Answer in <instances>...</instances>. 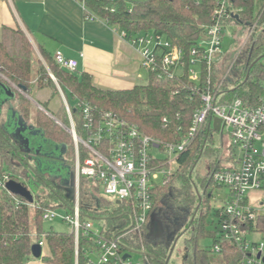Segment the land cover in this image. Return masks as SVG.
<instances>
[{
  "label": "trees",
  "instance_id": "trees-1",
  "mask_svg": "<svg viewBox=\"0 0 264 264\" xmlns=\"http://www.w3.org/2000/svg\"><path fill=\"white\" fill-rule=\"evenodd\" d=\"M86 4L89 12L99 19L120 31H125L129 40L141 34L159 33L178 45L187 60L185 74L174 78H159L148 72V80L144 84H137L131 89L104 90L94 84L91 74L65 70L56 63L54 57L47 54H43L47 63L45 65L41 59L35 57L34 49L22 29L6 27L0 40V81L22 89L16 90L15 105L18 112L28 123L41 129L45 139L66 145L63 158L71 168L75 165L74 138L42 109L37 108L33 113L34 104L28 96H31L34 86L37 89L51 88L53 95L59 96V111H53L48 103H42V106L68 127L71 122L65 101H62L61 90L70 107L68 95L77 103L87 101L101 112L116 113L126 121L136 124L140 131L161 142L179 140L188 131L194 112L202 104L199 93L193 89L195 82L188 78V70L192 65L191 50L207 37V26L211 23L216 0H204L199 4L193 0H86ZM232 6L236 14L226 20V25L231 28L235 24L243 25L252 33L248 47L241 52L235 63L230 65V76L218 92L222 94L221 100L242 98L256 104L264 82V64L261 60L255 62L260 56H264V0H232ZM201 65L200 85H203L207 82L209 71L204 63ZM218 66L219 63L213 66L212 85L220 81ZM48 67L51 68L56 81ZM71 109L77 133L84 137L78 130L83 129L80 108L77 106ZM77 115L80 117L79 124ZM2 134L11 143L5 140ZM81 153L85 157L86 151L83 147ZM220 153L221 149L214 145L213 137L209 138L207 133L197 137L189 148L181 153L178 175H174L167 185L155 190L154 208L149 214L142 235L135 231L128 232L130 234L126 232L132 225L131 209L124 204H113L99 193L98 186L89 187L90 183L85 179L81 185V222L93 220L92 218L97 216L104 218L101 229L103 237L108 240L117 238L118 249L123 256L128 252V248H132L152 253L156 257H144L139 264H165L173 242L169 243L167 238L156 240L149 236L152 213L159 214L161 211L169 232L176 231L180 234L187 230L184 235L189 245V253L185 264H241L242 255L238 248L225 240L217 228L209 229L207 212L210 210L209 201L212 194L205 201V213H199L202 208L199 207V197L195 190L194 166L203 155H207L214 159L209 167L217 168ZM27 159V154L11 140L0 119V174L9 172L12 179L24 184L26 182L20 177L27 178L31 175L34 180L46 186L45 191L35 194L34 207L23 196L10 192L3 185L0 186V264H25L32 255L33 243L40 240L42 235L45 236V248L49 249V254L42 256L46 262L94 264L90 253L99 252L100 245L93 238V231L81 230L76 242L72 229L65 231L45 227L43 213L46 208L63 207L67 212H72L74 203L66 196L61 184L55 182L48 174L38 170V175H35L25 163ZM3 165H6L8 170L4 169ZM177 178L180 179L179 187L173 183ZM203 178L201 182L206 181L208 186L207 178ZM93 193H98L99 196L95 197ZM98 204L102 207L100 210L89 207ZM250 230L261 234L264 240V213L250 224ZM207 235L213 238L210 249L199 245V239ZM216 245L220 246V252L214 251ZM98 264L135 263L129 262L128 258ZM169 264H172V260Z\"/></svg>",
  "mask_w": 264,
  "mask_h": 264
},
{
  "label": "built area",
  "instance_id": "built-area-1",
  "mask_svg": "<svg viewBox=\"0 0 264 264\" xmlns=\"http://www.w3.org/2000/svg\"><path fill=\"white\" fill-rule=\"evenodd\" d=\"M201 3L204 0H193ZM90 20L99 19L89 12L86 0L80 1ZM236 14L232 0H216L211 23L207 26V37L191 50V66L188 78L195 82V89L202 100L201 107L193 114L191 125L179 140L161 142L157 138L140 131L136 124L130 123L112 111H99L87 101H78L82 116L85 137L76 130L72 109L64 93L66 109L71 122V134L75 142V195L73 211H58L46 208L43 213L45 221L60 217L73 230L78 242L81 230L93 231L95 241L100 245L99 263L123 261L117 238L105 239L101 229L93 230V221L81 222V185L82 180L89 181L91 186L102 187L107 198L115 205L124 204L131 209L132 225L126 231L143 234L148 223L149 214L154 208L155 190L170 183L176 175L171 165L179 168L181 153L186 151L193 141L203 134L214 138V132L228 129V141L224 140L220 148L225 149L227 158L218 159V167L204 168L209 183L228 187V201L218 209V231L225 240L234 244L242 255L241 264H264V240H254L257 232L250 230V224L264 213V198L252 195L255 191H264V82L262 93L256 104L235 98L221 100L220 91L223 83L230 76L231 67L212 85L213 66L224 58L222 45L224 33L228 28L226 20ZM127 37L125 31H121ZM130 43L139 50L142 66L150 73L161 78H174L184 75L187 67L183 50L159 33H148L134 36ZM56 63L63 69L77 72L79 61L67 57L62 50L54 55ZM205 64L209 71L207 82L203 85L193 64ZM221 119L220 129L214 128L215 119ZM165 120V118H164ZM207 140H205V144ZM216 145V144H215ZM81 147L86 151L85 157ZM159 149L164 156L157 154ZM238 150V152H236ZM220 165V166H219ZM196 165L194 166V168ZM12 180V174H0V186L6 187ZM96 195V193H95ZM97 196L99 194L97 193ZM120 201V203H117ZM32 207L34 202H30ZM102 207H97L100 210ZM126 234V233H125ZM44 235L36 241L45 248ZM220 246L214 247L220 252ZM261 253V257L259 254Z\"/></svg>",
  "mask_w": 264,
  "mask_h": 264
},
{
  "label": "crops",
  "instance_id": "crops-1",
  "mask_svg": "<svg viewBox=\"0 0 264 264\" xmlns=\"http://www.w3.org/2000/svg\"><path fill=\"white\" fill-rule=\"evenodd\" d=\"M6 27L22 29L34 49L35 57L41 59L45 65L47 63L43 54L53 58L58 50H62L67 57L78 59L77 72L91 74L94 84L101 89H131L141 84L144 71L148 78V71L142 66L139 50L120 30L106 21L88 19L82 3L78 0H0V40ZM32 94L28 98L36 102V105L38 103L40 106H37L42 107L48 115L54 116L42 103H48L53 111H59L61 99L55 100L51 88L37 89L34 86ZM13 106L16 109V105ZM2 115L3 111L0 119L4 122ZM220 149L219 159L225 160L226 151ZM64 154L65 152L63 156ZM213 160L209 156L205 165H210ZM64 168V175L72 180V174L67 173L69 169L65 162ZM94 196L98 197L97 194ZM99 206L101 205L89 207L98 210ZM100 219L104 220L101 217ZM46 254H49V249L45 248L42 256ZM25 264L52 263L46 262L43 257L36 258L31 255Z\"/></svg>",
  "mask_w": 264,
  "mask_h": 264
},
{
  "label": "rangeland",
  "instance_id": "rangeland-1",
  "mask_svg": "<svg viewBox=\"0 0 264 264\" xmlns=\"http://www.w3.org/2000/svg\"><path fill=\"white\" fill-rule=\"evenodd\" d=\"M251 33L252 32L249 28H247L246 26H243V25H239V24L233 25V28L228 27L225 30L224 41H223V45H222V50H223V53L225 56L219 62L218 78H220L223 74H225L228 71V69L230 68V65H233L235 63V61L238 59V57L240 56L241 52L248 47L250 37H251ZM261 62L264 64V56L261 58ZM48 68H49L51 74L54 75L53 72L51 71V68L50 67H48ZM192 68L195 70L198 77L202 76V65L200 63L193 64ZM143 73H144V77L141 80V84L146 83L148 80V78L146 76V71H144ZM7 86L11 87L15 91V94H16V90L22 91L21 88H19L18 86L14 85V84H11V85L7 84ZM32 95L34 97V94H32ZM56 98L58 99L59 96H56L55 100H56ZM68 100L71 104V107L76 108L78 106L77 101L69 95H68ZM14 104H15V99L11 100L9 103H7L4 106V110H2L3 111L2 117H4V120H6L7 116L10 115V113H9L10 107L13 106ZM33 104H34L33 113H35L37 108H40V107H38L34 102H33ZM79 118H80L79 115H77L76 120H77L78 124L80 122ZM54 121H56V120L54 119ZM56 122L66 130H68L71 127V126L70 127L66 126L61 121L60 122L56 121ZM78 130H79L80 134L83 133L82 136H84V137L86 136L85 133L83 132V129L81 130L80 128H78ZM213 134H214L213 141H214V145L216 144V146H221V144L223 143L224 140H227V141L229 140L228 139V134H229L228 129H224L223 131H216ZM32 139H33L34 145L39 144L40 146L43 147V149H46L48 151L53 152L51 157H45L44 158L43 156H40V158L43 157V160L46 159L45 161L49 163L50 170H52L54 172H60L61 174H65L66 170L64 168L63 161L61 160L63 157V154H62V149H60V147L62 145L57 147L54 143H52L50 141H46V139L40 134L34 136ZM155 152L157 154H160L161 156H164L163 153H160L159 149H155ZM236 152H238V150H236ZM208 158H209V156L203 155V157L200 158L199 161L197 162L196 167L194 168V171H193L194 180H195L196 185L199 189V193L202 196L201 201L199 202V205L202 208L199 211L200 215H203L206 211L205 209H203L206 206L205 205V196H204L205 189H206V181H203V182H201V181H202V179H204L203 176H205L204 174L206 173V172H204V168L206 166L209 167V165H205V160H207ZM3 167H4V169L8 170V167L6 165H3ZM170 169L176 170L178 172L177 166L175 164H172ZM72 170H73V168H72ZM70 171H71V169H70ZM70 171L67 170V173H69ZM177 172H176V174H177ZM20 179L26 183H29V182L32 183L31 184L32 185V191L34 194H38V193H41V192L46 190V186L44 185V183L37 182L36 180H34V178L31 175L28 176L27 178L26 177H20ZM173 183H174V185H177L179 187L180 186V179H178V178L174 179ZM208 190L212 191V193H211L212 197L209 201L210 202V210L207 212V216H208L207 219H208V223H209V229L213 230V229H216L219 227L218 209H220L222 206H224L225 203L228 201V198L230 195V190L228 187L218 186L214 183H211ZM81 191H83V186H81ZM99 193L105 197H108L102 187H100ZM251 194L256 196V197L264 198V191H255V192H252ZM56 209L58 211H64L65 210L63 207H56ZM32 214H33V211H32ZM92 221H93V230L96 233L100 229H102L104 222H105L103 219H100L99 216L94 218ZM44 223H45L46 228L53 227L56 230H65V231H68L71 229V226L65 220H63L60 217L45 221ZM128 234H130V233H128ZM188 235H186V236H188ZM252 238L254 240H260L261 235L254 234L252 236ZM185 241H186L185 235L178 240L176 248H175V250L172 254V257H171L172 264H185V258L189 253V245H188L187 241L186 242ZM212 244H213V238L211 236L207 235V236L199 239L200 247H207L210 249ZM213 254L215 255L216 253L213 252ZM90 256H91L94 264L99 263L100 253L98 251H94V252L90 253ZM143 259H144L143 255L138 254V253H133L132 256L129 258V262L139 264L143 261Z\"/></svg>",
  "mask_w": 264,
  "mask_h": 264
},
{
  "label": "water",
  "instance_id": "water-1",
  "mask_svg": "<svg viewBox=\"0 0 264 264\" xmlns=\"http://www.w3.org/2000/svg\"><path fill=\"white\" fill-rule=\"evenodd\" d=\"M238 17V15H236ZM263 57L260 56L255 62H258ZM53 79H55L54 76H52ZM16 98L15 91L7 86L6 83H3L0 81V115L2 114L3 107L9 103L11 100H14ZM36 103V102H35ZM37 105H39L37 103ZM40 106V105H39ZM42 108V107H41ZM42 110H44L42 108ZM45 111V110H44ZM10 115L7 116V119L3 122V127L6 129L7 134L10 136L11 140L18 144L20 148L27 154V160H25V163L28 165L29 169L35 174L38 175V170L43 172L44 174H48L50 178H52L55 182L60 183L61 187L66 191V196L69 198L70 201L74 199L75 195V173L72 170L71 167H68L70 173L72 174V180H68L67 175L61 174L60 172H54L50 170L49 163L43 160V157H51L53 154L52 151H48L46 149H43L42 146L39 144L34 145L33 144V137L40 134L44 137V134L41 129L37 128L33 124L28 123L22 115L14 108V106L10 107L9 110ZM53 119L58 121L54 116L50 115ZM221 125V119L216 118L214 123V128L216 130L220 129ZM69 132H71V129H68ZM2 136L10 142L6 136L2 134ZM46 141H49L46 139ZM51 142V141H50ZM11 143V142H10ZM53 143V142H52ZM55 144V143H54ZM57 147H59V144H55ZM63 147L62 154L66 151V145L61 144ZM40 156H43L40 158ZM64 164V158L61 159ZM60 181V182H59ZM32 183H26L24 184L21 181L17 180H10L6 187L8 190L14 194H18L26 198L29 202H33L35 199V194L32 191ZM195 190L199 198H202V196L199 193V189L197 185H195ZM117 203H120V201H117ZM194 219V218H193ZM162 227L158 218V214L156 212L152 213V219L150 223V233L149 236H156L162 235ZM187 230L182 231L180 234H178L176 231L170 232L168 236L169 243H172L170 252L168 254V257L164 261L165 264H169L172 254L176 248V245L178 243V240L184 236L185 232ZM127 253L123 256V259L126 260L132 256L133 253H138L143 255V257H151L156 258L155 255L149 252H145L142 250H136L132 248L127 249ZM32 255L36 258H40L43 255V247L38 243H33L31 247ZM259 257H261V253L259 254ZM264 261V257H263Z\"/></svg>",
  "mask_w": 264,
  "mask_h": 264
},
{
  "label": "flooded vegetation",
  "instance_id": "flooded-vegetation-1",
  "mask_svg": "<svg viewBox=\"0 0 264 264\" xmlns=\"http://www.w3.org/2000/svg\"><path fill=\"white\" fill-rule=\"evenodd\" d=\"M204 196H205V201H207L211 197L210 190H207L205 192ZM200 201H201V198H199V202ZM199 207H200V205H199ZM161 215H162V212L160 211V213L158 214V217H159V221H160V224H161V227H162L163 231H162V235L161 236L160 235H157V237L153 236V239H156V240L166 239V238H168L169 233H170L169 229L167 228L168 225H167L166 221L164 220V218Z\"/></svg>",
  "mask_w": 264,
  "mask_h": 264
}]
</instances>
